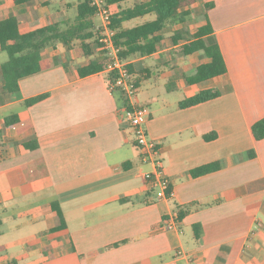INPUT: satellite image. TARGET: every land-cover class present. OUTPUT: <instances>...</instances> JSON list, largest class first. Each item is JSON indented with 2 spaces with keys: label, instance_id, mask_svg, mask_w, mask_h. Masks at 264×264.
I'll return each instance as SVG.
<instances>
[{
  "label": "crops",
  "instance_id": "crops-1",
  "mask_svg": "<svg viewBox=\"0 0 264 264\" xmlns=\"http://www.w3.org/2000/svg\"><path fill=\"white\" fill-rule=\"evenodd\" d=\"M204 3L214 6L205 10ZM77 4L0 0V19L16 14L23 31L53 23L65 29ZM196 4L205 10L200 22L188 24L192 12L174 29L194 32L207 17L226 73L190 84L186 77L207 57L174 54L172 47L129 60L140 79L133 102L151 110L147 129L174 191L168 200L158 199L145 180L150 165L142 162L126 100L111 89L106 70L80 77L77 67L87 58L59 42L43 51L42 70L22 78L12 93L3 85L8 58L1 55L0 131L7 116L20 120L0 133V264H264V139L252 133L264 117V0ZM154 18L147 14L124 26ZM207 88L221 95L179 107ZM44 93L43 100L23 105ZM32 139L38 147L25 148ZM217 160L221 169L191 175ZM180 209L187 213L178 229L167 230V219Z\"/></svg>",
  "mask_w": 264,
  "mask_h": 264
},
{
  "label": "trees",
  "instance_id": "trees-1",
  "mask_svg": "<svg viewBox=\"0 0 264 264\" xmlns=\"http://www.w3.org/2000/svg\"><path fill=\"white\" fill-rule=\"evenodd\" d=\"M35 0H13L15 4L29 3ZM200 0H106L112 8L111 27L116 30L115 43L122 48L121 56L124 59L132 60L137 57L153 54L165 47H172V52L188 56L200 52L207 57V60L198 65L193 75L187 76L188 83H199L212 77L227 72V65L221 48L212 35L213 28L206 17V21L198 26L196 30L188 31L174 29L175 25L186 24L192 16V8ZM203 8L208 10L214 3H204ZM147 14H155V18L145 21L133 27H126V21L143 17ZM96 8L91 6L89 0H79L77 14L68 27L61 29L59 23L49 24L30 31H23L19 17L11 14L7 18L0 19V47L7 52L9 57L2 64L4 88L8 92L20 90V80L27 76L36 74L43 68L42 54L50 46L61 42L68 49H76L79 56L86 57L87 61L77 67L80 77H86L98 72L105 71L109 64V57L102 51L98 39L100 27L96 29L94 17ZM131 72L135 73L132 63L129 64ZM115 74L108 72L109 84L115 82ZM137 86H140V79L134 76ZM169 90L172 88L169 87ZM118 90V89H114ZM123 95V94H122ZM221 95L216 88H207L195 95L185 97L179 102V107L188 108ZM47 94H40L27 98L23 105L32 106L43 100ZM124 97V96H123ZM125 99V98H124ZM126 106H130L126 100ZM17 114L5 118L3 133L6 128L19 122ZM23 130H19L22 132ZM252 133L255 139H264V117L258 119L252 125ZM216 136V133L206 135V139ZM38 141L32 139L23 142L27 149L38 147ZM255 151L250 150L249 157L255 156ZM222 162L212 161L190 170L193 177H199L207 173L221 169ZM264 187V182L261 188ZM55 204V210L61 219L59 227L65 225L63 212L59 205ZM187 210L178 211V220L181 221ZM195 232L197 226L195 225ZM121 241L114 246L121 244Z\"/></svg>",
  "mask_w": 264,
  "mask_h": 264
},
{
  "label": "built area",
  "instance_id": "built-area-1",
  "mask_svg": "<svg viewBox=\"0 0 264 264\" xmlns=\"http://www.w3.org/2000/svg\"><path fill=\"white\" fill-rule=\"evenodd\" d=\"M89 3L96 8V15L102 18L98 39L102 51L110 59L106 71L115 74V82L110 87L113 90L118 89L125 100L128 101L130 105L126 108L128 123L134 131L136 145L141 149L142 162L150 165V168L144 172L145 180L152 189L156 190L158 199L168 200L173 197L174 191L165 170L164 160L160 155L159 143L149 135L147 129L151 110L148 105L133 102L138 93V86L133 73L129 69L130 61L121 56L122 48L115 43L116 30L110 26L111 8L106 0H89ZM178 226L177 212L170 215L165 223V228L167 230H177Z\"/></svg>",
  "mask_w": 264,
  "mask_h": 264
},
{
  "label": "rangeland",
  "instance_id": "rangeland-1",
  "mask_svg": "<svg viewBox=\"0 0 264 264\" xmlns=\"http://www.w3.org/2000/svg\"><path fill=\"white\" fill-rule=\"evenodd\" d=\"M75 1L78 2L79 0H75ZM192 12H193V14H194V18H192V19L188 22V24H189V25H193V26L195 25V26H196V25L200 22V20L204 17L205 10L202 8L201 4H196V5L193 6ZM94 21H95L96 23H101V22H102V18H101V16L96 15V16L94 17ZM1 55H4V56L6 57V59L9 57L8 53L5 52V51H0V59L2 58ZM178 59H179V58H178ZM147 62H148V64H155L154 59H150V60H148ZM70 64H71V65L74 64L73 61H70ZM145 83H146V81L144 80V81H143V85H145ZM181 94H183V93H181ZM177 95H179V93L172 94V95H170V97H171V99H173L174 97H177ZM15 107H20V106H15ZM9 113H10V112H9ZM9 113H8V114H9ZM132 132H133V135H134V137H135V134H134V131H133V130H132ZM149 168H150V166H149Z\"/></svg>",
  "mask_w": 264,
  "mask_h": 264
}]
</instances>
